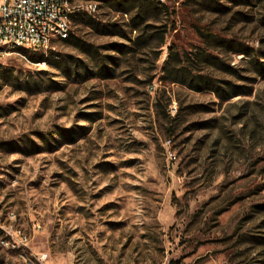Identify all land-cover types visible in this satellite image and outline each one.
<instances>
[{
    "label": "rangeland",
    "instance_id": "obj_1",
    "mask_svg": "<svg viewBox=\"0 0 264 264\" xmlns=\"http://www.w3.org/2000/svg\"><path fill=\"white\" fill-rule=\"evenodd\" d=\"M72 3L105 28L0 53V264H264V75L219 40L264 52V0H166L144 23ZM182 65L245 94L172 82Z\"/></svg>",
    "mask_w": 264,
    "mask_h": 264
},
{
    "label": "trees",
    "instance_id": "obj_2",
    "mask_svg": "<svg viewBox=\"0 0 264 264\" xmlns=\"http://www.w3.org/2000/svg\"><path fill=\"white\" fill-rule=\"evenodd\" d=\"M102 3L108 5L111 9L115 11L122 12L127 14L131 11H136L138 17L141 18L142 23L146 21V17L150 14L151 11H157L156 16H159L165 8H168L166 3L159 4L154 0H99ZM97 16L95 14L89 13L85 10L73 11L71 16V24L74 22L76 25L80 23H86L89 26L102 31L105 26H101L100 22L97 20ZM139 25L133 24V30L138 29ZM77 40V36L74 32H70V35L67 39L61 40L66 42H74ZM224 41L228 47H231L236 52L246 53L248 55V63L252 66L255 72L260 75H264V52L262 50H247L242 43L233 40H222ZM220 42V43H221ZM162 43H164L162 41ZM83 50L85 53L90 56V50L93 48V45L90 43H84ZM197 58L202 57L206 61H210L211 59L218 61L219 66L228 72L236 75V68L227 64L223 59H221L218 55H213L209 52H204L203 50L198 49L195 53ZM105 63L104 60H102ZM168 64V63H167ZM66 67L68 69L75 68L78 71V63L72 60L66 59ZM103 69V67H101ZM179 72H174V76H171L172 82H179L190 89L200 91L204 89L212 90L216 96L222 100L226 101L232 97L237 95L245 94L244 90H241L244 86H239L235 83H232L228 80H223L221 78L214 77L210 74L203 73L199 70L194 71L192 68H187L185 65L178 68Z\"/></svg>",
    "mask_w": 264,
    "mask_h": 264
},
{
    "label": "built area",
    "instance_id": "obj_3",
    "mask_svg": "<svg viewBox=\"0 0 264 264\" xmlns=\"http://www.w3.org/2000/svg\"><path fill=\"white\" fill-rule=\"evenodd\" d=\"M90 8L95 10L94 5ZM72 0H0V53L9 43L27 49L50 47L47 31H71ZM175 155L169 152V159Z\"/></svg>",
    "mask_w": 264,
    "mask_h": 264
},
{
    "label": "bare ground",
    "instance_id": "obj_4",
    "mask_svg": "<svg viewBox=\"0 0 264 264\" xmlns=\"http://www.w3.org/2000/svg\"><path fill=\"white\" fill-rule=\"evenodd\" d=\"M154 1H156L158 3H165L166 2V0H154ZM94 8L96 9L95 4H94ZM72 13H73V11H72ZM72 13H70V22H71ZM70 32L71 31H62V30L47 31V42L52 44V42L55 40L61 41V40L67 39L70 35ZM7 46H10V47H18V46L27 47V45H23V44H19V43H9V44H7ZM45 48H49V47H45ZM28 264H36V263L29 260Z\"/></svg>",
    "mask_w": 264,
    "mask_h": 264
}]
</instances>
